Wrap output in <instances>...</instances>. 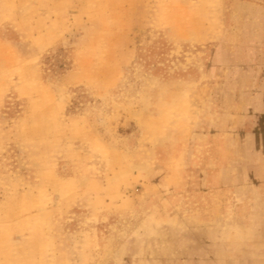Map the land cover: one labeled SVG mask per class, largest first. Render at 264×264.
<instances>
[{
  "label": "rangeland",
  "instance_id": "1",
  "mask_svg": "<svg viewBox=\"0 0 264 264\" xmlns=\"http://www.w3.org/2000/svg\"><path fill=\"white\" fill-rule=\"evenodd\" d=\"M0 264H264V0H0Z\"/></svg>",
  "mask_w": 264,
  "mask_h": 264
}]
</instances>
